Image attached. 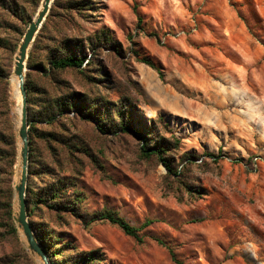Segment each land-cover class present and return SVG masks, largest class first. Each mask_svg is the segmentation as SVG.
Returning a JSON list of instances; mask_svg holds the SVG:
<instances>
[{
    "label": "rangeland",
    "instance_id": "1",
    "mask_svg": "<svg viewBox=\"0 0 264 264\" xmlns=\"http://www.w3.org/2000/svg\"><path fill=\"white\" fill-rule=\"evenodd\" d=\"M69 1L53 2L29 50L35 65L27 59L26 78L49 92L31 91L29 135L38 98L75 94L100 109L91 120L71 112L39 123L55 140L33 139L28 194L60 178L83 193L73 205L81 214L108 209L135 226L155 221L140 242L109 222L85 227L59 209L45 208L44 219L28 210L38 241L59 252L67 245L61 264L89 252L97 258L88 264H176L169 248L182 264H264V0H83L80 9ZM41 2L0 0V69L12 64L17 142L14 220L0 210V264H43L18 226L12 91L17 50ZM60 45L86 56L81 69L50 68ZM119 109L131 130L117 128ZM147 143L169 148L179 176L144 154ZM68 192L62 202L72 206Z\"/></svg>",
    "mask_w": 264,
    "mask_h": 264
},
{
    "label": "trees",
    "instance_id": "2",
    "mask_svg": "<svg viewBox=\"0 0 264 264\" xmlns=\"http://www.w3.org/2000/svg\"><path fill=\"white\" fill-rule=\"evenodd\" d=\"M54 5H59L60 0H54ZM83 0H71L68 2V8L70 9H80L82 7ZM50 13L48 15V18L50 17ZM32 20V17L29 18V21H27V25ZM45 28V24L43 25V28ZM98 39H102L104 43H108L111 39L107 36H100ZM18 43L15 44L13 48V53L16 52ZM63 49H65L66 52H63ZM58 50L61 53L60 56H54L50 57L48 59V63L50 65V68L54 70H65V69H81L83 64L86 62V56H80L78 48H73L69 46H58ZM34 58V52L33 50L29 53L28 58V66L32 68L35 63L33 61ZM142 61L146 64L150 65L151 67L159 70L155 63L150 60L149 58H142ZM89 60L87 63H90ZM37 66V65H36ZM5 74H2V70L0 69V210L3 212H7V215L10 219V221L14 220L13 217V205H14V182H13V176L15 171V164L17 160V142H16V132L15 127L12 121L11 117V102L9 101L8 97V81L7 78L12 69V64H7L6 66ZM39 68L43 69L44 71H47L45 66L39 65ZM26 87L28 90V107L29 110L31 109V91H36L37 93H42L44 95H48L49 92L42 88H39L37 86H34L30 74L28 73L26 78ZM38 98V106L40 109L35 112V114H29L30 118V136H31V160H30V169H29V175L31 174V162L32 155H33V139L35 137H40L45 141L48 140H55V137L51 132H45L40 131L38 128L39 123H44L48 125H53L57 119V115L63 114V113H71L73 112L74 115L80 116L85 120H91L93 118V114L95 112H98L100 109V106L98 104L93 103L89 98H80L73 94L69 97V99H66L65 101L60 100H53L52 98H47L45 96L44 100H39ZM42 101V102H40ZM100 105V104H99ZM118 116L121 119L119 124L117 125V128L121 129L122 131H129L132 129L130 126V123H126V119L130 118V115H127L126 109H119L118 110ZM128 122V120H127ZM100 127L102 124H99ZM102 131H105V129H102ZM149 132V131H148ZM154 132L152 128V133ZM143 140L145 141L147 139V136H142ZM146 147V148H145ZM144 154L146 156H153L155 155L159 160L166 166L168 171L172 174H176L179 176L177 171H174L168 155L169 148L166 147L164 144H156V145H149L148 143L144 145V148L142 149ZM208 156L215 157V154L213 153H207ZM65 184L67 185V182L61 180L58 178L54 182H51L47 184V186L42 189L41 191H37L34 193H30L27 195V206L28 210H30V213H40L41 217L44 219V215L47 214L46 209L48 211L50 210H57L59 209L60 212H64L66 214H70L75 216L76 219H78L85 227H88L94 223L97 222H109L111 224H114L118 226L125 234L134 237L136 240L142 242L143 236L141 234V231L143 228L151 225L155 220L148 219L146 220L141 226H135L132 225L128 220L121 217L118 213L103 209L101 211L97 212H88L85 211L83 214L76 211L74 209L75 206L82 202V196L83 193L80 191H73L68 192L67 189H65ZM66 192L67 197L70 201L71 205L66 204L67 202H62ZM198 192V191H197ZM11 228L15 229V225L12 223ZM39 241L44 247V249L48 252L50 260L52 264H61L62 261L60 260L59 256L64 253L67 250V245H61L60 252L58 251L59 248L52 247L48 243L45 242L43 236L39 235ZM156 241L164 246L168 247L164 240L157 238ZM170 254L172 256V260L176 264H182L181 261L176 257L174 251L169 248ZM97 258L96 252H89L83 254H79L73 258L72 262H66V264H88L90 261H94Z\"/></svg>",
    "mask_w": 264,
    "mask_h": 264
},
{
    "label": "water",
    "instance_id": "3",
    "mask_svg": "<svg viewBox=\"0 0 264 264\" xmlns=\"http://www.w3.org/2000/svg\"><path fill=\"white\" fill-rule=\"evenodd\" d=\"M54 0H42L37 14L30 22L19 44L13 73L20 77L22 95V114L18 124V163L21 166L19 179L15 186V196L18 203V226L22 230L29 248L33 254L40 257L43 264H52L47 251L36 238L28 219L27 195L29 192L30 135L28 119V90L26 87V69L28 53L33 41L45 22ZM18 165V168H19ZM18 172V171H17Z\"/></svg>",
    "mask_w": 264,
    "mask_h": 264
},
{
    "label": "bare ground",
    "instance_id": "4",
    "mask_svg": "<svg viewBox=\"0 0 264 264\" xmlns=\"http://www.w3.org/2000/svg\"><path fill=\"white\" fill-rule=\"evenodd\" d=\"M21 83H22V80L20 79V77L13 74L12 91H13V98L16 100V115H17L18 124L20 123L21 114H22ZM18 165H19V163H18ZM20 171H21V166L19 165L18 172L16 175V179H19Z\"/></svg>",
    "mask_w": 264,
    "mask_h": 264
}]
</instances>
